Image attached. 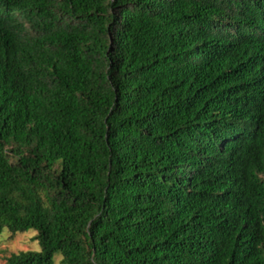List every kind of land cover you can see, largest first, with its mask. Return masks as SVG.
I'll return each mask as SVG.
<instances>
[{
    "label": "trees",
    "instance_id": "obj_1",
    "mask_svg": "<svg viewBox=\"0 0 264 264\" xmlns=\"http://www.w3.org/2000/svg\"><path fill=\"white\" fill-rule=\"evenodd\" d=\"M5 264H264V0H0Z\"/></svg>",
    "mask_w": 264,
    "mask_h": 264
},
{
    "label": "rangeland",
    "instance_id": "obj_2",
    "mask_svg": "<svg viewBox=\"0 0 264 264\" xmlns=\"http://www.w3.org/2000/svg\"><path fill=\"white\" fill-rule=\"evenodd\" d=\"M35 231L27 229L23 232L12 233L5 229L0 233V264H5V258L14 252L29 249H38ZM54 264H62L61 256L56 255Z\"/></svg>",
    "mask_w": 264,
    "mask_h": 264
}]
</instances>
